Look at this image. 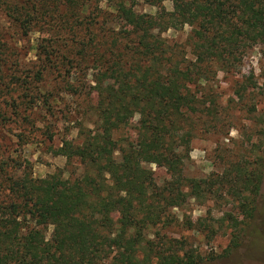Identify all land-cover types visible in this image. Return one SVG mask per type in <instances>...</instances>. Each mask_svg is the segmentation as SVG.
<instances>
[{
    "label": "trees",
    "instance_id": "1",
    "mask_svg": "<svg viewBox=\"0 0 264 264\" xmlns=\"http://www.w3.org/2000/svg\"><path fill=\"white\" fill-rule=\"evenodd\" d=\"M100 1L0 0V18L18 38L39 34L35 69H98L94 127L80 126L81 141L64 139L55 151L66 158L67 175L57 168L34 177L21 164L10 173L0 159V264L213 261L239 245L241 225L254 214L264 145L221 155L220 171L187 176L194 118L213 113L198 88L217 69L236 68L244 40L264 45V0H171L170 11L156 0L155 18L137 14L136 0H112V11ZM175 23L190 26L191 58L162 35ZM5 56L0 51V69ZM144 163L163 167L167 177L158 184ZM190 199L231 206L232 238L222 254L205 255L166 233L177 225L201 230L172 212Z\"/></svg>",
    "mask_w": 264,
    "mask_h": 264
},
{
    "label": "rangeland",
    "instance_id": "2",
    "mask_svg": "<svg viewBox=\"0 0 264 264\" xmlns=\"http://www.w3.org/2000/svg\"><path fill=\"white\" fill-rule=\"evenodd\" d=\"M155 1L136 0L133 8L137 14L155 18ZM110 3L112 0H101L99 6L112 11ZM160 3L172 10L171 0ZM189 32L190 26L175 23L162 35L170 42L182 44L191 58L186 43ZM14 33L13 26L1 17L0 51L6 54L7 64L0 69V159H5L4 168L10 173L21 164L34 177H44L57 168L67 175L66 158L55 151L64 139L79 143L80 126L94 127L92 107L96 95L91 87L98 69H35L39 34L18 38ZM240 48L235 69H217L198 88L201 102L213 113L207 114L204 109L194 118V135L183 167L187 176L203 177L220 171L224 166L221 155L234 157L252 143L264 145V45L244 40ZM37 70L42 71L41 80L35 77ZM249 107L255 110L250 111ZM136 120L137 116L132 123ZM144 166L154 171L158 184L167 177L163 167L154 163ZM220 202L207 200L201 204L190 199L183 208L175 207L172 212L176 218L197 221L201 230L177 225L166 233L185 237L189 246L205 255L222 254L232 238L231 228H226L230 221L225 216L231 206ZM206 225L213 232L202 230ZM50 231L51 227L48 235ZM199 264H264V173L254 214L241 225L239 245L213 261Z\"/></svg>",
    "mask_w": 264,
    "mask_h": 264
}]
</instances>
